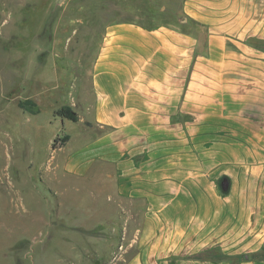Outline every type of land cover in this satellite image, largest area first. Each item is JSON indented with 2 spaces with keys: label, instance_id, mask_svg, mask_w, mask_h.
Wrapping results in <instances>:
<instances>
[{
  "label": "crops",
  "instance_id": "crops-1",
  "mask_svg": "<svg viewBox=\"0 0 264 264\" xmlns=\"http://www.w3.org/2000/svg\"><path fill=\"white\" fill-rule=\"evenodd\" d=\"M165 2L202 31L106 20L60 165L141 202L125 264H264V0Z\"/></svg>",
  "mask_w": 264,
  "mask_h": 264
},
{
  "label": "rangeland",
  "instance_id": "rangeland-1",
  "mask_svg": "<svg viewBox=\"0 0 264 264\" xmlns=\"http://www.w3.org/2000/svg\"><path fill=\"white\" fill-rule=\"evenodd\" d=\"M133 1L0 0V264H125L134 252L141 202L60 165L85 138L82 98L106 20L202 31L165 0ZM63 105L77 121L54 114Z\"/></svg>",
  "mask_w": 264,
  "mask_h": 264
},
{
  "label": "trees",
  "instance_id": "trees-1",
  "mask_svg": "<svg viewBox=\"0 0 264 264\" xmlns=\"http://www.w3.org/2000/svg\"><path fill=\"white\" fill-rule=\"evenodd\" d=\"M181 29L183 30L184 28H181ZM250 42L253 45H255L256 47L264 50V39H251ZM203 44H205V38L203 39ZM24 105H25V102L24 101H19V106L21 108H24ZM54 114L57 115V116H60L62 118L69 119L71 121H77L78 120V114H77V112L71 106H69V105H63V106L57 108L54 111ZM68 137L69 136L66 134V135L62 136L60 139L64 142V141H66L68 139ZM57 140H58V138L56 137L54 139L53 143H52V147L53 148L56 147ZM226 190H228V189H226ZM226 190H223V192H225ZM206 255H207V251H202V252H199L196 256H198V257H204ZM193 257H195V255Z\"/></svg>",
  "mask_w": 264,
  "mask_h": 264
},
{
  "label": "water",
  "instance_id": "water-1",
  "mask_svg": "<svg viewBox=\"0 0 264 264\" xmlns=\"http://www.w3.org/2000/svg\"><path fill=\"white\" fill-rule=\"evenodd\" d=\"M186 21H187V18H186V17H182V18L180 19V22H181V23H185ZM228 185H229V183H228V180H227L226 178H223V179L220 181V187H221L223 190L228 189Z\"/></svg>",
  "mask_w": 264,
  "mask_h": 264
}]
</instances>
